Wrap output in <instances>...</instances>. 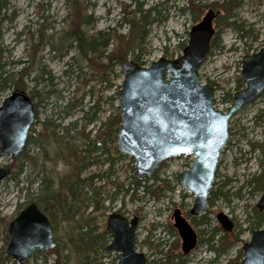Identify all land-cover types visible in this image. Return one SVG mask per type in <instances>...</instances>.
<instances>
[{"label":"rangeland","instance_id":"obj_1","mask_svg":"<svg viewBox=\"0 0 264 264\" xmlns=\"http://www.w3.org/2000/svg\"><path fill=\"white\" fill-rule=\"evenodd\" d=\"M222 1L226 0H202L201 3L208 4L203 8V13L213 3ZM235 1L238 4L233 10L230 21L242 23L246 29L251 30L249 35L239 39L238 33L232 27L226 24L215 26L218 33L216 38L218 46L212 48L199 71L202 83L214 82L218 85L215 90L218 108L226 106L222 100L224 93L234 90L240 73L241 57L244 54L256 52L264 46V0ZM74 3H77L81 11L85 10L82 14L87 21H80L82 31L89 36L97 35L100 43L106 38L107 52L114 48L115 40L112 34L126 33L128 30V24L120 20L124 5L132 10L139 4L143 9L159 4L160 15L151 25L146 44L142 47L141 60L145 62L141 64L142 66H148L159 57L174 58L180 55L179 44L187 43L188 31L194 24L188 11L183 13L180 10L187 4V0H0V56L4 63V70L18 71L28 66L29 75L23 80L28 86L27 93L34 85L31 78L38 74L43 76L35 87L36 95L32 99L35 121L32 123L30 132L34 129L31 134L36 139V143L28 146V152L38 153L44 158L43 175L46 176L45 178L49 177L54 184L70 170L68 152H63L64 142L68 140V137L75 135L79 138L75 142L80 143L85 134L92 138L98 133L101 129L100 123L117 111L118 93L116 94V91L119 92L122 81L120 66H116L110 77L112 86L106 87L101 81V69H96L93 67L94 64L89 65L88 60L79 58L74 43H71L73 47L68 48L71 39L65 36L82 15L74 16ZM33 42H41L34 55L31 52ZM51 44L54 45V49ZM131 56L127 60H132ZM91 58L93 59L94 56ZM24 60H26L24 64L19 63ZM15 62H17L16 65ZM12 89L9 87L0 90V103ZM96 104L98 110L94 113L95 109L92 110L89 107ZM262 108H264V93L256 101L246 105L233 118L231 126L234 135L228 148L222 152L220 168L217 170L213 187L215 190L221 189L225 195L214 197L208 209L205 210L208 224L194 225L189 219L197 237L204 240L215 226L221 232H226L222 230L216 219L217 213L225 214L233 223L231 231L227 233L240 231V240L228 247L226 253L217 255L208 248L205 241L198 242L188 254L183 255L181 252V239L173 226L172 212L177 207L182 215L187 217L186 211L193 203V197L186 195L187 192L176 178L179 171L191 164L192 157L188 155L166 161L160 168L159 176L167 180L173 188L164 197L152 198L140 190L138 191L140 198L131 201L129 195L122 196L120 193L111 205L108 200H105L103 202L105 208L92 214L95 221L101 227H105L108 214L118 211L119 208L122 209L118 212L127 218L137 216L136 248L145 254L147 264H157L156 260L160 257L170 258L175 264H225L241 261L242 256L237 257L238 250H241V246L250 238L253 208L262 193V188L258 183L252 182L245 185L243 191H240L241 194L236 195L235 192L244 184L247 174V177L254 174L258 176L261 170H264V153H260L264 145L258 147V157L251 165L245 162L246 154L241 152L240 148L247 149L249 141L264 144V117L258 126L254 125V117ZM86 111H88V118L85 117ZM46 120L49 127L51 126L48 132L43 129L41 123ZM43 134H47L46 140ZM41 143L43 147L38 149ZM113 145L116 146V143ZM107 146L109 154L114 156L112 144L108 143ZM259 158L261 164L258 161ZM11 161L8 155L0 153V167L9 166ZM9 168L10 174L0 181L1 250L6 249L8 243L5 236L8 223L22 208L18 205L26 202L28 192L36 191L40 186L39 179L29 184L34 177L32 170L24 167L23 171L19 172L17 164ZM102 168H106V164ZM114 169L116 172L107 180L103 178L98 182L95 179L96 185H102L105 182L104 194H111L119 181L130 180L129 176L132 172L127 160H117ZM98 170V167L93 166L89 171ZM252 172L254 173L250 174ZM29 186L30 189H28ZM121 197L124 201L123 207ZM88 212L89 210L85 213ZM51 224L55 239L65 249L67 234L73 230L72 224L58 219H54ZM171 248L173 251L166 258L164 253ZM158 249H161L162 253H159ZM68 250V248L65 250L67 255H69ZM44 255L43 251H36L25 260V264H44ZM117 259L116 253H109L103 262L115 264ZM69 260L71 264H74V257ZM51 262L50 255L46 264ZM7 264L19 263L12 260Z\"/></svg>","mask_w":264,"mask_h":264},{"label":"water","instance_id":"obj_2","mask_svg":"<svg viewBox=\"0 0 264 264\" xmlns=\"http://www.w3.org/2000/svg\"><path fill=\"white\" fill-rule=\"evenodd\" d=\"M216 12L208 9L194 24L182 53L173 58L159 57L148 66L127 60L120 66L122 81L117 95L120 125L116 144L121 154L130 156L134 174L142 179L153 174L162 161L181 154L193 156L191 165L178 175L180 185L193 197L190 213L196 216L209 204L211 187L221 150L226 147L229 122L245 105L264 91V46L241 57L240 78L245 87L234 92L225 112L213 108L214 88L200 84L198 70L208 54L214 34ZM34 106L23 90H13L0 104V152L16 158L23 150L34 122ZM10 169L0 167V181ZM264 213V190L256 202ZM173 225L181 238V251L189 253L196 244V233L176 208ZM216 219L224 230L232 222L219 212ZM137 217L128 220L118 212L106 221L111 240L106 252L120 254L116 264H146L142 252L135 249ZM6 256L22 262L35 250L55 245L47 216L31 202L8 223ZM240 262L226 264H264V226L251 231L242 245Z\"/></svg>","mask_w":264,"mask_h":264},{"label":"trees","instance_id":"obj_3","mask_svg":"<svg viewBox=\"0 0 264 264\" xmlns=\"http://www.w3.org/2000/svg\"><path fill=\"white\" fill-rule=\"evenodd\" d=\"M201 1L202 0H187V4L180 9L183 13L188 11L190 19L194 23L199 21L200 16L203 14V8L208 6V4L201 3ZM237 4L238 2L235 0H226L213 3L211 8L219 10V14L215 19L216 26L226 24L238 33L240 39H243L249 35L251 30L246 29L242 23L238 24L234 21H230L233 16V10L237 7ZM128 7L129 6L124 5V8L122 9V17L120 19L121 22L128 24V30L126 33L115 32L112 34V37L115 40L114 48L107 52L106 38L100 43L97 35L89 36L82 31V23H80V21H87L84 20L82 14L85 10L81 11L77 3L73 4L74 16L76 17L77 15L78 17L81 14L82 15L79 17L77 24L74 25L65 36L71 39L68 48L73 47V44L71 43H74L79 58L84 61L88 60L90 66H93L94 64L93 67L101 69V81L105 83L106 87L112 86L110 77L113 75L114 67L120 66L130 55H132V60L139 64H145V62L141 60L143 54L142 47L146 44L151 25L154 21H157L161 12L159 4L152 5L146 9H143L141 4L136 5L132 10L128 9ZM217 34L216 31L211 39L210 52L214 46H218V41L216 42ZM40 44L41 42H33V44H31L32 55L38 50ZM51 45L52 49H54V45ZM99 45L102 47L101 49ZM184 45V43H180L179 48L182 50ZM92 56H94L93 59L91 58ZM25 61L26 60L20 61L19 63L24 64ZM17 62H15V65ZM29 72L28 66L23 67L18 71L4 70V63L0 56V90L12 87L14 90L25 91L28 86L24 84L23 80L24 77L26 78L29 75ZM41 79H43L42 74H38V76L31 78V80L34 81V85L27 93L31 100L36 95L34 90ZM235 85L236 89L242 86L239 77H237ZM217 86L218 85H216V87ZM117 91L116 94L118 93ZM222 99L229 101L231 99V93L226 91ZM89 108L92 110L95 109L93 111L94 113L98 110L97 104L95 106L90 105ZM85 114V117L88 118V111H86ZM261 116H264V110L256 114L255 117L260 118ZM41 123L45 131L48 132L49 129H51V126L49 127L48 125V120L42 121ZM100 124L101 129L98 130V133L92 138H90L88 134H85L82 137V140H80L81 142L76 143L75 140H78L79 138L74 135V137H68V140L64 142L65 145L63 146V149L65 150H63V152H68L67 157L70 159V170L65 173L64 177L60 178L56 184H54L49 177L45 178L46 176L43 175L45 163L44 158L38 153L28 152V146L36 143V139L31 134L34 129H31L25 148L21 154L9 164V166L17 164L19 172L23 171L24 167H26L27 170H32L34 177L29 181L30 185L33 182L38 181V179L40 183V186L36 191L28 192L26 202L24 204H19L18 207H23L30 202H34L48 217L51 223L54 219H58L61 222L72 224L73 230L67 234L66 248L69 249V255L65 252L66 248H62L55 239L56 244L51 250H38L45 253L43 257L44 264L47 263L50 255L52 259L51 264H71V260L69 259H72V257H74V264H104L103 259L107 257L105 248L110 236L105 232L104 227H101L99 223L95 221L94 216L92 215L95 211H101L105 208L103 202L108 200L111 205L120 193H122V196L129 195V199L134 201L135 199L140 198L138 196V191L140 190L143 194H148L149 197L159 199L160 197L165 196L168 191L173 190L169 182L159 176L160 168L154 174L145 179H138L134 175L131 159L120 154L116 146L113 145L120 124V117L117 111ZM43 135L46 136L47 134ZM47 138L48 136H46L45 140ZM108 143H111L114 148V156L109 154ZM251 145L254 147L255 145L262 146L264 144H258L255 142L251 143ZM41 147H43V144L38 146V149H41ZM262 151L264 152V148H262ZM102 155H104V157H102ZM119 159L128 161L129 168L132 172L129 176L130 180L127 182L119 181L111 194H104L105 182H103L102 185H96L95 181L97 180L100 182L103 178L107 180L112 176L113 173L116 172L114 164ZM105 164L106 168L103 169L102 167ZM93 166L98 167L99 170L92 172L89 171ZM150 180L152 181L148 183ZM251 181L258 183L260 187H264V170H261L260 174L254 176ZM30 188L31 187L29 186L28 189ZM219 195H225L221 189L213 191L212 199ZM122 198L123 197H121L123 207L124 201ZM121 209L122 208H119L118 211ZM87 210H89V212L86 214L85 212ZM186 214L189 215V212L186 211ZM252 217L253 220L250 222L251 229L263 226V212L254 207ZM191 221L194 225L208 224L206 214L200 215L199 218L193 217L191 218ZM239 235L240 231H236L235 233L221 232L220 229L215 226L212 228V231L207 238L204 240L199 238V241H205L209 249L213 250L217 255H220L226 253L228 247L240 240ZM5 236L9 240L8 234H5ZM158 251L159 253H162L161 249H158ZM172 251L171 248L170 251L164 253L166 258L170 256ZM178 256H180V254H178ZM237 257H241V250H238ZM163 259L165 258L160 257L156 260V263L175 264L171 262L170 258ZM9 261L12 260L5 255V249H0V264H7ZM19 264H25V261Z\"/></svg>","mask_w":264,"mask_h":264},{"label":"flooded vegetation","instance_id":"obj_4","mask_svg":"<svg viewBox=\"0 0 264 264\" xmlns=\"http://www.w3.org/2000/svg\"><path fill=\"white\" fill-rule=\"evenodd\" d=\"M208 9H209V8H208ZM208 9H207V10H208ZM207 10H206V11H207ZM206 11H205V12H206ZM214 11H215V12H218L219 10H214ZM218 14H219V13H218ZM218 14H217V15H218ZM215 19H216V17H215ZM215 19L213 20L212 26H213L214 30H217V28L215 27V26H216V25H215ZM210 83H212V86L214 87V90H216V88H217V87H216V84H213L214 82H210ZM210 85H211V84H210ZM243 86H244V85L242 84V86H240L238 89H236V85H235V89H234V91L239 90V89L242 88ZM229 92H230V91H229ZM230 93H231V92H230ZM263 93H264V92H263ZM263 93H262V94H263ZM231 95H232V94H231ZM223 96H224V95H223ZM214 101H215V100H213V103H214ZM229 101H231V100H229ZM229 101H228V102H229ZM244 108H245V107H243V109H244ZM243 109H242V110H243ZM263 110H264V108H262L260 112H262ZM239 113H240V112H239ZM239 113H237L236 115H238ZM236 115H235V116H236ZM235 116H233V117L231 118V120H230V124H229V127H230V128H229V129H230V136H229V140H228L227 147H226L224 150H226V149L228 148L230 142L232 141V137H233V135H234V132H233V129H232L231 123L233 122L232 120H233V118H234ZM255 116H256V115H255ZM263 117H264V116H261L260 118L254 117V119H255V124H254V125H255V126H258V125L261 123V119H262ZM257 143H258V142H257ZM261 144H262V143H261ZM262 146H263V145H262ZM262 146L258 145V147H262ZM252 149H253V148H252ZM224 150H223V151H224ZM260 153L262 154V153H264V152L261 151ZM221 155H222V152H221ZM221 155H220V160H219V163H218V168H217V170L220 168ZM182 156H184V155H180L179 158L182 157ZM257 157H258V156H257ZM257 157H256V159H257ZM260 160H261V159L259 158L258 161H259V163L261 164V161H260ZM217 170H216V174H217ZM253 173H254V172H252V173H250V174H253ZM216 174H215V178H216ZM177 175H179V172H178ZM177 175H176V177H177ZM250 176H251V175H250ZM250 176H249V177L246 176V179H245L244 184H243L242 186H240V188L235 192L236 195H237V194H241L240 191H243V188L245 187V185H247V184H249V183H252L251 180H252V178H253L254 176H256V175L254 174L253 176H251V177H250ZM215 178H214V180H215ZM214 180H213L212 187H211V193H210V198H209V205L211 204V199H212V196H213V191H215V189L213 188L214 185H215V184H214ZM226 180H228V179H226ZM225 182H226V181H225ZM226 183H227V182H226ZM226 183H225V184H226ZM254 183H255V182H254ZM261 188H262V192H263L264 187H261ZM187 194H188V193H186V195H187ZM188 195H189V194H188ZM190 196H191V195H190ZM209 205H208V206H209ZM178 209H179V208H178ZM206 209H208V207H207ZM206 209H205V210H206ZM205 210H204L202 213H200V214H198V215H196V216L191 215L190 211L188 210L189 215L186 214L187 217H185V218H186V220L189 222V219L191 220V218H193V217H195V218L198 217V218H199L200 215L205 214ZM180 211H181V210H180ZM181 215H182V212H181ZM182 216H183V215H182ZM183 217H184V216H183ZM191 222H192V221H191ZM192 223H193V222H192ZM189 224H190V222H189ZM190 225H191V224H190ZM263 226H264V224H263ZM263 226H262V227H263ZM262 227H260V228H262ZM256 229H259V228H256ZM193 230H194V229H193ZM252 230H253V229H252ZM252 230H251V231H252ZM194 231H195V230H194ZM229 231H231V230H229ZM229 231H226V232H229ZM177 233H178V232H177ZM195 233H196V232H195ZM178 235H179V234H178ZM179 237H180V236H179ZM180 239H181V238H180ZM198 242H200V241H199V238L197 237V234H196V244H197ZM135 243H136V241H135ZM196 244H195V246H196ZM195 246H194V247H195ZM241 247H242V246H241ZM212 251H213V250H212ZM106 254L108 255L109 253H106ZM182 254H183V253H182ZM117 255H118V257H119V254H117ZM183 255H184V254H183ZM241 255H242V251H241Z\"/></svg>","mask_w":264,"mask_h":264}]
</instances>
